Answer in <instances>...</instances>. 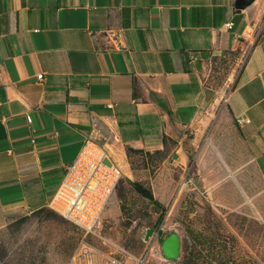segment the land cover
<instances>
[{
	"label": "crops",
	"instance_id": "crops-1",
	"mask_svg": "<svg viewBox=\"0 0 264 264\" xmlns=\"http://www.w3.org/2000/svg\"><path fill=\"white\" fill-rule=\"evenodd\" d=\"M237 1L0 0V227L49 207L88 139L264 180V0Z\"/></svg>",
	"mask_w": 264,
	"mask_h": 264
},
{
	"label": "rangeland",
	"instance_id": "rangeland-1",
	"mask_svg": "<svg viewBox=\"0 0 264 264\" xmlns=\"http://www.w3.org/2000/svg\"><path fill=\"white\" fill-rule=\"evenodd\" d=\"M249 47L219 66L227 92ZM201 126L195 136L199 150L209 131ZM174 148L169 143L162 151L112 153L123 178L94 234L49 207L8 221L0 227V264H110L120 254L122 264H139L150 248L146 264H264V180L254 173L243 177L236 167L227 172L207 155L200 160L195 151L181 164ZM135 183L154 200L139 193ZM173 233L180 238V256L168 261L161 244ZM152 235L157 240L149 244ZM109 241L126 253L112 254Z\"/></svg>",
	"mask_w": 264,
	"mask_h": 264
},
{
	"label": "built area",
	"instance_id": "built-area-1",
	"mask_svg": "<svg viewBox=\"0 0 264 264\" xmlns=\"http://www.w3.org/2000/svg\"><path fill=\"white\" fill-rule=\"evenodd\" d=\"M229 29L234 24L229 23ZM28 120H31L28 117ZM238 125L250 123V119L238 118ZM123 178L122 170L111 159L108 151L99 143L88 139L75 161L65 172L62 183L49 202V208L68 221L75 224L87 234L96 233L102 226L103 215L116 189ZM149 244L155 243L156 237H149ZM108 247L116 252L126 251L115 242L109 241ZM153 248L146 255L138 259L139 264H146ZM116 251V252H115ZM88 255V251H84ZM114 258L110 264H122L125 256Z\"/></svg>",
	"mask_w": 264,
	"mask_h": 264
},
{
	"label": "water",
	"instance_id": "water-1",
	"mask_svg": "<svg viewBox=\"0 0 264 264\" xmlns=\"http://www.w3.org/2000/svg\"><path fill=\"white\" fill-rule=\"evenodd\" d=\"M252 3L245 4L243 0H238L236 3L235 10H237L238 13H240L242 10H245L247 7H249ZM180 250H181L180 238L175 233L168 236L161 244L162 255L168 261L177 260L180 256Z\"/></svg>",
	"mask_w": 264,
	"mask_h": 264
},
{
	"label": "trees",
	"instance_id": "trees-1",
	"mask_svg": "<svg viewBox=\"0 0 264 264\" xmlns=\"http://www.w3.org/2000/svg\"><path fill=\"white\" fill-rule=\"evenodd\" d=\"M187 152H188V154L190 155V157H191V159H192V153H193L192 148L188 147V148H187ZM134 187H135V189H136L139 193H141L144 197H147V198H149V199H151V200H154V196H153V194H152L150 191H148L146 188H144L141 184H139V183H135V184H134ZM43 210H45V208L39 210L38 212H41V211H43Z\"/></svg>",
	"mask_w": 264,
	"mask_h": 264
}]
</instances>
